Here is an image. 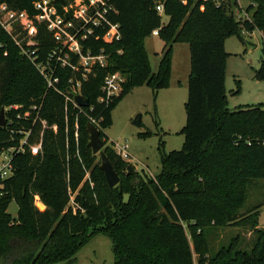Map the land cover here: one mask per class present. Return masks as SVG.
Segmentation results:
<instances>
[{
  "label": "trees",
  "instance_id": "16d2710c",
  "mask_svg": "<svg viewBox=\"0 0 264 264\" xmlns=\"http://www.w3.org/2000/svg\"><path fill=\"white\" fill-rule=\"evenodd\" d=\"M42 1L0 0V5L35 18L42 14L36 8ZM75 1L48 0L50 18L74 22ZM79 1L80 7H90L89 0ZM103 2L110 8L106 19L118 25L119 39L105 36L108 26L82 39L83 21L72 33L83 54L103 50L107 56L106 65L92 67L76 91L88 107H75L65 95L71 89L68 80H81L82 68H57L59 83L53 88L40 74L38 67L47 66L60 46L44 25L38 29L37 45L24 47L27 53L0 28V110L6 109L0 153L18 147L22 133L30 132L24 151L12 155V175L1 183L0 264H73L95 236L109 239L113 264H264V228H258L264 200L238 212L253 180L264 179V110H228L223 105L224 37L263 31L264 0H253L246 9L254 10L249 20L241 21L224 0L219 6L213 0ZM154 30L164 52L152 72L143 41ZM179 40L188 42L190 52L182 148L160 154V171L148 179L128 173L129 164L106 149L119 178L110 188L87 147L89 119L100 138H106L103 131L111 126V112L124 95L139 86L155 93L166 89L169 48ZM69 56L76 65L78 57ZM116 72L125 76L120 93L100 101L105 98L104 78ZM257 77L264 80V60ZM37 142L41 151L32 155L29 146ZM12 201L17 206L14 217L7 211ZM240 225L249 226L255 236L249 247L240 249L236 237L209 253L206 229Z\"/></svg>",
  "mask_w": 264,
  "mask_h": 264
},
{
  "label": "rangeland",
  "instance_id": "374dc122",
  "mask_svg": "<svg viewBox=\"0 0 264 264\" xmlns=\"http://www.w3.org/2000/svg\"><path fill=\"white\" fill-rule=\"evenodd\" d=\"M89 2L92 4L97 0H89ZM79 3L80 1L76 0L73 4V7H78L74 13L76 19L74 22L50 23L48 18L53 10L47 7H44L43 13L35 18H29L25 13H15L0 8V22L17 40L21 52L25 50L24 47L30 48L37 45L38 29L42 25L58 42L62 40L65 42L66 35L57 32L55 25L60 23L58 26L71 36L85 20L87 7H80ZM224 3L230 7L236 21H241L244 14L250 18L254 11L246 10L249 5H252L253 0H224ZM43 4L45 6L47 2L44 1ZM167 20L166 16H162L163 23ZM143 45L150 69L155 72L164 52V43L151 34L144 39ZM169 50L168 87L156 93L147 86L134 88L115 105L111 112L112 124L103 131L106 136L102 139L103 152L111 149L116 157L122 159L119 149L126 146L129 158L122 160L132 165V172L138 173L143 179L155 178L160 171V154L180 150L184 141L182 130L185 125L187 80L190 73L189 44L179 40L172 43ZM117 52L121 54V50ZM224 52L227 54L224 61V107L228 110H236L251 106L264 110V80L257 77L261 61L264 60V30L240 31V36L234 32L229 33L224 37ZM118 75L125 80L124 75L120 73ZM137 115L140 116L139 126L133 124ZM94 156V163L100 165L99 155ZM85 176L88 177V173ZM93 198L98 199L97 196ZM263 200L264 179L253 180L246 200L239 207L238 212H244ZM7 211L13 217L16 216L17 206L14 201L9 204ZM258 223V228H264V207L261 209ZM205 235L211 255L221 246H226L233 238L238 237L237 243L240 249L241 245L249 247L255 238L249 226L241 227V225L206 229ZM195 258L193 255L194 260ZM73 264H113L109 239L104 236L93 237L78 251Z\"/></svg>",
  "mask_w": 264,
  "mask_h": 264
},
{
  "label": "built area",
  "instance_id": "2783aa9c",
  "mask_svg": "<svg viewBox=\"0 0 264 264\" xmlns=\"http://www.w3.org/2000/svg\"><path fill=\"white\" fill-rule=\"evenodd\" d=\"M44 1L47 2V4L44 6ZM217 6L221 5L223 0H213ZM48 8V0H43L41 4H37L36 8H40L43 13V8ZM1 9H8L5 5H0ZM109 6H107L103 0H97V2H94L90 4V7H87V10L85 12V35L82 36L83 38H87L88 35H92L95 28L108 26V30L105 34L107 38H114L116 41L119 39V32H118V25L117 24H111L106 19L105 15L107 10H109ZM9 10V9H8ZM53 10V9H52ZM156 10L161 13L163 10L162 5L156 6ZM11 11V10H10ZM13 12V11H12ZM53 12V11H52ZM51 12V13H52ZM16 13V12H15ZM50 13V14H51ZM243 18L249 20V17L244 14ZM48 21L50 23H54V21H62L60 18L51 19L50 15L48 18ZM60 23L55 25V28L57 32L66 35L65 42L59 41L60 46L52 51V53L49 55V59L47 62V66H39V72L43 76L46 85L48 88H53L56 86V84L59 83L58 78L55 77L54 73L57 68H65L69 67L71 70H77L78 67L82 68L83 73L81 74V80L72 82V80H68L69 86H71L70 90L66 92V99L69 100L75 107L77 108H83L79 107L74 102L75 95H78L76 91L79 89L81 85V81H85V74L88 73L92 67L99 66L104 67L106 65L107 56L103 53V50H100V52L93 54L90 50H87L84 54L81 52V48L79 45V42L75 38V35L68 36L65 31H63L58 25ZM1 28L9 35L11 36L12 40L15 42V44L19 47V44L17 43V40L14 39L10 31L2 25L0 22ZM153 36L158 35V30H154L151 32ZM60 39V37H57ZM22 53H27V50H22ZM69 53H72L78 57L76 65H73L69 56ZM54 59V62L52 63L51 60ZM124 82V79L118 75V73H113L111 75H107L104 78L101 90L105 93V98L100 99V101H109L111 98H114L118 96V94L121 91V84ZM13 108H16L15 106ZM4 110H6L4 108ZM96 126V123L94 120L89 119V122ZM43 126L45 125L44 122H42ZM52 129L55 131L56 127L52 126ZM23 139L20 141V144L18 147H11L8 148L5 151H2L0 153V188L2 187V181L7 179L12 175V155L14 152H23L24 147L23 145L26 143V137L30 134V132H23ZM127 147L124 146L120 148V157L123 160H127L129 158V155L127 153ZM29 151L32 155H37L41 151V144L40 142H37L35 144H32L29 146ZM1 194V193H0Z\"/></svg>",
  "mask_w": 264,
  "mask_h": 264
},
{
  "label": "water",
  "instance_id": "95a60500",
  "mask_svg": "<svg viewBox=\"0 0 264 264\" xmlns=\"http://www.w3.org/2000/svg\"><path fill=\"white\" fill-rule=\"evenodd\" d=\"M74 102L79 107H88L89 102L88 100L83 97L82 95L78 94L74 97ZM5 110L4 108H1L0 110V127H4L6 125L5 116H4ZM133 124L135 126L140 125V116L137 115L136 118L133 121ZM87 130L89 134V141L87 143V147L90 148L93 155L98 154L100 158V165L99 169L103 172L105 181L108 185V187L113 188L119 183V178L117 174L115 173L110 161L108 160L107 156L103 152V146L104 143L102 139L100 138V130L93 124L88 123L87 124ZM133 171V166L128 165L127 172L130 173Z\"/></svg>",
  "mask_w": 264,
  "mask_h": 264
}]
</instances>
